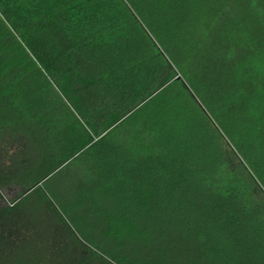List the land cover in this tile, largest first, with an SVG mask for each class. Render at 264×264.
<instances>
[{"label":"trees","instance_id":"trees-1","mask_svg":"<svg viewBox=\"0 0 264 264\" xmlns=\"http://www.w3.org/2000/svg\"><path fill=\"white\" fill-rule=\"evenodd\" d=\"M0 264H264V0H0Z\"/></svg>","mask_w":264,"mask_h":264},{"label":"rangeland","instance_id":"rangeland-1","mask_svg":"<svg viewBox=\"0 0 264 264\" xmlns=\"http://www.w3.org/2000/svg\"><path fill=\"white\" fill-rule=\"evenodd\" d=\"M8 201V197H5V199L3 198V202L7 203Z\"/></svg>","mask_w":264,"mask_h":264}]
</instances>
